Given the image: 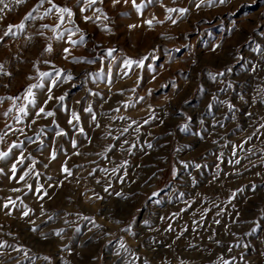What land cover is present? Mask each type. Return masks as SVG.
<instances>
[{
  "label": "rangeland",
  "instance_id": "rangeland-1",
  "mask_svg": "<svg viewBox=\"0 0 264 264\" xmlns=\"http://www.w3.org/2000/svg\"><path fill=\"white\" fill-rule=\"evenodd\" d=\"M4 2L9 7L0 12V36L9 25L24 23L25 28L0 44V65L11 73L0 72V151L23 142L22 149L0 161V206L9 197L16 201L11 215L0 207V264H129L134 256L140 257L134 264L145 259L148 264H221V256L235 258L233 264H264V0L223 5L205 0L199 8L200 0H159L154 17L163 23L154 20L150 27L143 19L135 28L105 2L98 7L109 20L85 23L77 0H54L73 9L86 38L84 46L72 48V56L95 63L63 58V49L72 47L65 29L73 25L66 20L52 31L56 15L39 18L47 3L27 20L39 0ZM167 8L188 12L181 16ZM60 33L63 40L57 39ZM49 44L51 53L45 51ZM109 49H115L113 57L106 55ZM129 58L143 60V66L125 69ZM109 65L112 76L97 78ZM61 69L74 79L53 89V95L66 94L62 103L68 111L52 100L46 110L55 111V117L31 124L36 109L29 106V115L17 122L25 90L41 82L39 72L55 76ZM220 72L225 75L211 79L210 73ZM43 83L44 89L34 90L38 106L47 99L48 80ZM8 97H20L16 107ZM72 111L86 135L68 123ZM61 129L67 135L58 136ZM132 144L136 147L129 152ZM53 149L57 158L50 160ZM21 151L30 159L18 165L17 180L35 160L26 178L32 190L9 179ZM65 162L72 171L67 179L61 172ZM41 185L48 192L43 200L35 191ZM129 227L131 232L124 231ZM121 241L129 252L120 248Z\"/></svg>",
  "mask_w": 264,
  "mask_h": 264
},
{
  "label": "snow or ice",
  "instance_id": "snow-or-ice-1",
  "mask_svg": "<svg viewBox=\"0 0 264 264\" xmlns=\"http://www.w3.org/2000/svg\"><path fill=\"white\" fill-rule=\"evenodd\" d=\"M25 0H15V3L17 4H21L24 3ZM124 3L125 5L128 4L129 0H112V5L113 7H115L118 4ZM132 2V6L135 8V10L140 14L141 17H143L144 15V8L147 7L148 4H152V3H159V0H146L145 3H137V0H131ZM207 2L209 4H216L219 3L221 5L228 3L229 0H207ZM47 3L49 5L48 8L45 9V11L43 12V14L39 17L41 20H43L45 17L50 16L55 14L56 18L58 20V23L55 25V27L52 28V31H56L60 26L65 25V22L67 20V23L72 24L73 27L71 28H66L65 30L68 33V37H67V41L66 43L70 44L72 47H65L63 49V53L64 56L63 58L65 60H68L69 57H72V62L73 63H95V60H88L85 57H76V56H72V48L76 47V46H84L86 44V38L85 35L83 33V30L79 27L78 24H76L74 17L76 16V13L73 11L72 8H69L67 6H61L58 5L54 2V0H39V4L37 5V7L33 8L31 12H29L27 14L26 19L27 20H33L36 17L33 15V13H38L40 11V8L44 6V4ZM78 5H80L79 11L81 13L82 19L85 23H88L89 21L93 22V23H97L101 20L107 21L109 20V17L107 15L106 12L103 11L102 8L98 7L97 5L99 4H103L104 0H77ZM205 3V0H200V3H197L195 6L197 8H199L202 4ZM0 5H3V8H0V12L4 11V9H8L9 5L7 3L4 2V0H0ZM91 11L93 13V15H84V13H87ZM166 11L168 13H178L181 16H183L184 14H186L188 12L187 8H167ZM168 20H171L172 23H176L177 21L175 19H173V17L171 15L167 16ZM156 21L157 23H163V21L158 20L157 18L153 17V19H148L145 20L144 23L147 24L148 26H152L153 25V21ZM43 28H49L48 24H43L42 25ZM137 27V25H129V28H135ZM25 28V24L21 23L19 25H9L7 30L3 33V36H0V44L4 43V37H11L14 35H17V33L19 32H23ZM103 30L106 32H111V28L105 24L103 26ZM77 34H79L77 39H73V37H76ZM41 35H43V33H41ZM58 40H63L64 39V34L60 33L59 36H57ZM217 48L219 47V45L216 46ZM215 50V49H213ZM46 52L51 53L53 51L52 45H48L45 49ZM115 51V49H109L107 50L106 55L108 57H113V52ZM101 59H103V57H101ZM45 63H48V61H45ZM136 65L137 67H141L143 66V60L141 61H135L132 59H126L123 62V66L125 69H131L133 65ZM228 71H231V69H228ZM253 71H255V69H253ZM0 72H3V65H0ZM4 75H11V73H7V72H3ZM128 73L125 72V75H127ZM97 78H100L101 73H96L95 74ZM212 80H216L217 76H224L225 73L224 72H220L217 74H209ZM39 77H40V83H36V84H32L30 85L24 92L23 94V100L25 101V103L23 104V106L18 107V112L20 115L16 116V120L17 122L22 123L23 120L21 117H27L29 115V106H31L33 109H36L35 114H34V118L31 120V124H35L37 122V120L43 118V119H47L50 117H55L56 113L53 110H46L47 109V105L49 102H51L52 100H56L61 102V107L65 110L68 111V109L63 105V101L66 98V94L65 95H61V96H54L53 95V89L57 88L60 84L62 83H67L69 81H71L72 79H74V77L72 76V74L70 72H65L64 70H57L56 71V75L54 76L52 72H39ZM50 78V79H49ZM48 80V84H47V99L44 100L43 104L41 105H37V99H36V92L34 91L35 89H44L45 88V84L43 83L44 80ZM95 94V93H94ZM149 94H151V91L149 92ZM3 98H0V102H2ZM8 99L13 101V107H16L15 101L20 99V97H8ZM140 100H143V97L139 98ZM262 102H264V97L261 98ZM231 107V105H230ZM12 109H9V112ZM85 111L92 113V120L95 122L96 121V116L93 113V110L91 107H88L87 109H85ZM115 111H119V109H115ZM5 116L8 115V112L4 113ZM119 119L121 120H125V117H119ZM148 121L146 120L145 123H147ZM68 123L70 125H72L74 128H77V130L83 134L86 135V133H84V129L83 127H77L80 123V116L77 112L72 111L70 118L68 120ZM133 124H136V121L132 122ZM97 127H99V123H97L96 125ZM132 125H128V127H125L123 129V132H127L128 129L131 127ZM260 127L264 128V124H261ZM183 131H187L188 130V126L184 125L182 128ZM14 131H19L21 132V134H23V129H15ZM136 131L139 132V126L136 128ZM40 132L43 133L44 129L41 128ZM58 136H65L67 135V133L65 131H63L62 129L57 132ZM109 135H111V133H109ZM248 139H251V137H249ZM3 140V135H0V141ZM29 142H34L32 141L31 137H28ZM90 142V141H89ZM124 143H128L127 140L124 141ZM244 143H247V140L244 141ZM77 144L75 141H73V148H76ZM136 145L132 144L130 146L129 149H127L129 152L131 151L132 148H135ZM148 147L151 148L152 145L148 144ZM242 147V145L240 146ZM23 148V142L21 141L20 143H16L13 142L12 145L7 149V151H0V161L3 160H7L8 157L12 154L13 149H22ZM109 151H111V149H109ZM75 155H79V152L74 153ZM233 155H235V152L233 153ZM50 160H55L57 158V152L55 149H53L50 152ZM26 159H30V157H26L24 154V151L20 152V155L15 159V162L12 163L11 168L9 169V171L12 173V175L9 177L10 180H16L17 183L20 182H25V186L29 189L32 190L33 186L31 184H27L26 183V178L30 176V174H32L35 170V165H36V161L32 160L30 166L19 176V179L17 180V176L16 173L19 171L18 165H23ZM236 164L240 163V160L237 159L235 161ZM127 165V161L124 162L123 165H121V167H125ZM45 167H47V165H45ZM185 167H187V164H185ZM196 167H199V165H196ZM105 172H107V169H104ZM118 171V169L114 168L112 169L113 173H116ZM61 172L65 175V179H67L68 177L72 176V171L67 167V163L65 162V164H63L61 166ZM95 172V170H93V172H90L89 175H93ZM4 173V169L0 168V174ZM35 175L38 177L40 175L39 172H36ZM50 179V178H49ZM100 181L97 180V183H99ZM123 182V181H121ZM62 183V182H61ZM110 187V185H109ZM106 192L108 191V187H106L104 189ZM13 191H22V189L20 188H15L13 189ZM36 194L38 196V198L40 200H43L46 196H48V192L46 190H44L43 185H41L39 188H37L36 190ZM117 195H121L120 193H117ZM183 195V194H181ZM235 197V193H233V198ZM100 199H103V197H97ZM21 203H23V201L21 200ZM16 205V201L13 200L11 197L8 198V201L6 203H4L2 206L3 209H8L9 211L6 213L7 215H11V211L12 209L15 207ZM31 212V209H28L26 211H24L22 213L23 216L27 217L29 215V213ZM175 215V214H174ZM49 219H51V217H49ZM84 219H92L89 217H84ZM161 219H164V217H162ZM67 223V221H65ZM93 224L95 225V221H92ZM34 223V222H33ZM117 223H119V221H117ZM216 223H219V221H216ZM96 227H100L99 225H95ZM167 231H171V225H169L168 229H166ZM187 229H185L186 231ZM32 231H36L35 228L32 229ZM124 231H128L131 232V228H127L124 229ZM63 232V229H60L58 231H55V235L56 236H60ZM47 238V237H45ZM219 243V242H217ZM4 245H0V247H3ZM237 247H239L240 245H236ZM244 247H247V245H244ZM120 248L124 249L126 252H129L130 250L126 247V245L123 243V241L120 242ZM15 250H19V249H15ZM229 251H231V248L229 249ZM0 255H2V253H0ZM25 255L27 256V252H25ZM117 255H119V252L117 253ZM45 260H49V257H44ZM140 257L139 256H134L132 260L129 261V264H134V262L136 260H139ZM233 259H224L223 256H221L219 258L221 264H233ZM65 264H67V262H65ZM144 264H148L147 260L145 259Z\"/></svg>",
  "mask_w": 264,
  "mask_h": 264
},
{
  "label": "crops",
  "instance_id": "crops-1",
  "mask_svg": "<svg viewBox=\"0 0 264 264\" xmlns=\"http://www.w3.org/2000/svg\"><path fill=\"white\" fill-rule=\"evenodd\" d=\"M141 1L142 0H137V3H141ZM104 2H105V4H104L105 6L110 5V7H113L112 0H104ZM165 2H167V0H165ZM161 4L162 3L148 4L147 7L144 8V10H143L144 11L143 17H141L139 15V13L135 10V8L132 6L131 0H129L128 4H126V5L122 2L121 4H118L113 8L117 9V11H119L121 13V15L123 16V18H122L123 21L126 20L128 24L138 25V24L143 22V19H144V21L148 20V19H153V17L157 13V10H160ZM101 6L102 5H100L99 7H101ZM162 8H164V7H162ZM140 18H142V20H140ZM145 25H147V24H145ZM118 56H121V55H118ZM121 59H124V58L122 57ZM98 73H101V77L103 79H108L109 77L112 76L113 71L111 70L110 65H109V67L102 69ZM120 73L123 74L122 70H120Z\"/></svg>",
  "mask_w": 264,
  "mask_h": 264
}]
</instances>
